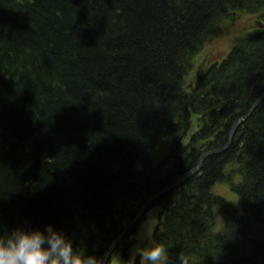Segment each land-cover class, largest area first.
I'll return each mask as SVG.
<instances>
[{
    "label": "trees",
    "instance_id": "16d2710c",
    "mask_svg": "<svg viewBox=\"0 0 264 264\" xmlns=\"http://www.w3.org/2000/svg\"><path fill=\"white\" fill-rule=\"evenodd\" d=\"M233 12L258 22L188 85ZM263 92L264 0H0V231L53 222L105 254L151 195L227 144ZM232 163L243 207L214 189ZM153 203L151 242L167 264H264V99L228 148Z\"/></svg>",
    "mask_w": 264,
    "mask_h": 264
},
{
    "label": "clouds",
    "instance_id": "9594fccd",
    "mask_svg": "<svg viewBox=\"0 0 264 264\" xmlns=\"http://www.w3.org/2000/svg\"><path fill=\"white\" fill-rule=\"evenodd\" d=\"M146 264H167L168 251L163 242L150 247H134ZM179 264H188L183 254ZM0 264H109L108 254L77 246L63 227L53 222L46 226L19 223L10 230L0 231Z\"/></svg>",
    "mask_w": 264,
    "mask_h": 264
},
{
    "label": "rangeland",
    "instance_id": "374dc122",
    "mask_svg": "<svg viewBox=\"0 0 264 264\" xmlns=\"http://www.w3.org/2000/svg\"><path fill=\"white\" fill-rule=\"evenodd\" d=\"M258 22L257 14H248L245 12H233L228 13L222 17L214 26L212 31L207 35L204 45L198 55L194 59V67L187 75V84L194 83L197 71L201 66L211 63L215 60L222 59L226 53L231 49L237 38L250 31ZM193 126L187 133L184 142L188 141V137L192 132L196 130L197 119L193 117ZM196 119V121H195ZM211 155V154H209ZM207 155V156H209ZM206 156V157H207ZM198 165V164H197ZM228 179L227 181H219L215 184V192L227 200H233L237 203L240 202L239 196L233 191L232 185L241 181V175L238 173L236 164L232 163L228 166ZM161 210L160 205H152L148 214L140 220L137 231L136 244L130 249L129 256L125 257L121 251H118L109 264H131L135 257L133 249L134 247L144 248L150 247L151 236L155 225L159 219V212ZM130 223V222H129ZM219 225L221 223L220 218H217ZM143 264L146 262L143 260Z\"/></svg>",
    "mask_w": 264,
    "mask_h": 264
},
{
    "label": "water",
    "instance_id": "95a60500",
    "mask_svg": "<svg viewBox=\"0 0 264 264\" xmlns=\"http://www.w3.org/2000/svg\"><path fill=\"white\" fill-rule=\"evenodd\" d=\"M264 97V92L262 93L261 97L257 100V102H255V104H253V107L251 108V111L255 109V107H257L259 101L261 100V98ZM251 111L246 113L243 117L239 118L235 124L232 126L231 131H230V135H229V140L227 142V144L222 147L221 149H217V150H211L207 153H205L203 155V157L201 158V161L198 163V165L196 166L195 169H193L192 171L186 173V176H189L190 174L196 172L198 169L200 170L201 165H202V161L206 158L207 155L209 154H214V153H219L222 152L223 150H225L226 148H228L232 142V139L234 137V134L237 130V128L239 127L240 124H242L251 114ZM185 177H181L179 179H176V181L171 182L170 184H168L167 186H165L164 188L158 190L156 193H154L152 196H150L141 206V208L139 209L137 215L131 220V222L124 228V234H126L127 230L132 226L135 225L137 223L140 222V220L145 216V214L147 213V211L149 210L150 206L153 204V202L160 196H162L163 194H165L168 190H170L171 188L177 186L178 184H180L182 182V180ZM123 238V235L119 236L117 238V240L108 248V250L105 252L108 254V259H109V263L111 261V256L113 254V252L115 251V248L119 245L118 243L120 242V240Z\"/></svg>",
    "mask_w": 264,
    "mask_h": 264
},
{
    "label": "bare ground",
    "instance_id": "6f19581e",
    "mask_svg": "<svg viewBox=\"0 0 264 264\" xmlns=\"http://www.w3.org/2000/svg\"><path fill=\"white\" fill-rule=\"evenodd\" d=\"M262 95V94H261ZM261 95L259 96V98L261 97ZM258 98V99H259ZM257 99V100H258ZM263 99H264V97L263 98H261V100L259 101V103H258V105L263 101ZM257 100L256 101H254L253 102V104H255V102H257ZM253 104L250 106V109L247 111V113L248 112H250L251 111V108L253 107ZM257 105V106H258ZM254 110H252L251 111V113L253 112ZM251 115V114H250ZM244 116V115H243ZM243 116H241V117H243ZM240 117V118H241ZM207 152H209V151H207ZM206 152V153H207ZM203 157V156H202ZM200 161H201V159H200ZM204 161V160H203ZM202 161V162H203ZM197 166V165H196ZM196 166L195 167H193V168H191V169H189L187 172H185V173H183L181 176H179L178 177V179L179 178H181V177H185L186 176V173H188V172H190V171H192L193 169H195L196 168ZM198 171H200L199 169L196 171V172H198ZM196 172H194V173H192V174H190L189 176H187V177H185L183 180H182V182H184L187 178H189L191 175H193V174H195ZM174 181H176V180H174ZM174 181H172V182H174ZM152 196V195H151ZM221 196V195H220ZM161 197V196H160ZM159 198V197H158ZM240 202H242V200L240 199ZM240 205H242V207H243V202L240 204ZM221 213L222 212H218L217 214V218H220V221H221V223H220V225L218 224V223H215L214 224V226H212V228H211V232H213V233H215V234H218L217 232H219L220 230H222V225H223V219H222V216H221ZM217 222V221H216ZM130 229H131V227L127 230V232H126V234H124L123 232V230L121 231V233L119 234V236L121 235H123V238L120 240V242L118 243L119 245L115 248V251L113 252V254H112V256H111V259L113 258V256L118 252V251H121L122 252V250H121V248H120V244L122 243V241H123V239H127L128 240V243L127 244H129L128 246H129V248L131 249L135 244H136V239H137V235L134 237V239L132 240V238H129L128 236V234L130 233ZM221 232V231H220ZM128 235V236H127ZM118 236V237H119ZM117 237V238H118ZM128 237V238H127ZM117 238H115V240L113 241V243L117 240ZM113 243H111V245L113 244ZM130 249H129V252H130ZM129 252H128V255H127V257L129 256ZM122 254H123V252H122ZM126 257V256H125ZM142 264H143V259H142ZM197 264H202L201 262H199V263H197Z\"/></svg>",
    "mask_w": 264,
    "mask_h": 264
}]
</instances>
